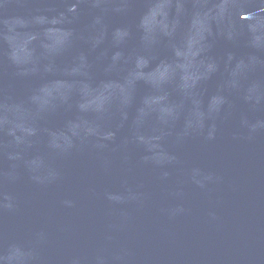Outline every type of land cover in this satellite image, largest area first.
Returning a JSON list of instances; mask_svg holds the SVG:
<instances>
[{"label": "water", "instance_id": "water-1", "mask_svg": "<svg viewBox=\"0 0 264 264\" xmlns=\"http://www.w3.org/2000/svg\"><path fill=\"white\" fill-rule=\"evenodd\" d=\"M0 264H264V0H0Z\"/></svg>", "mask_w": 264, "mask_h": 264}]
</instances>
